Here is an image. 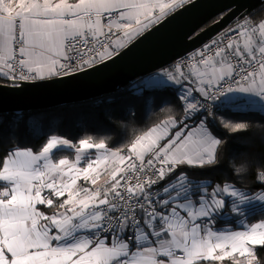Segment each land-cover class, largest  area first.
Wrapping results in <instances>:
<instances>
[{"label": "snow or ice", "instance_id": "6c2138e0", "mask_svg": "<svg viewBox=\"0 0 264 264\" xmlns=\"http://www.w3.org/2000/svg\"><path fill=\"white\" fill-rule=\"evenodd\" d=\"M194 2L0 0V77L47 80L95 68ZM224 37L165 69V76L194 86L182 100L195 91L217 110L254 106L264 113V20H245ZM201 109L207 106L195 101L184 111L190 117ZM222 144L210 122L189 127L169 117L136 137L127 156L103 141L75 146L55 135L39 152L13 148L0 167V264H261L256 249L264 247V220L241 221L239 231L212 225L226 207L222 194L236 198L230 210L239 213L241 203L264 201V191L248 197L225 184L209 193L182 170L216 165ZM72 148L74 161H54L56 152ZM91 149L100 153L94 159ZM108 161L125 166L105 169L109 179L95 187ZM233 167L237 174L252 171L249 160ZM81 179L93 187L78 185ZM256 180L264 185V168L256 169ZM37 205L57 210L48 214Z\"/></svg>", "mask_w": 264, "mask_h": 264}, {"label": "trees", "instance_id": "16d2710c", "mask_svg": "<svg viewBox=\"0 0 264 264\" xmlns=\"http://www.w3.org/2000/svg\"><path fill=\"white\" fill-rule=\"evenodd\" d=\"M250 16L255 22L262 20L264 4L252 11ZM142 79L124 89L87 101L49 109L0 111V167L4 156L13 148H31L39 152L53 135L74 144L82 139H90L93 143L103 141L109 149L128 151L135 138L152 126L169 117H184L185 107L175 87L146 88L141 83ZM0 82L8 83L9 80L0 77ZM230 116L233 120L229 124L246 123L249 129L233 132L230 127L224 126L226 121L215 122L213 126L223 142L218 154L219 163L204 168L184 166L182 170L194 179L231 184L249 193L264 191V185L256 180V169L264 168V113L251 110L230 113ZM73 156L74 151L62 149L55 153L53 159ZM243 160L251 162L252 171L237 174L233 165L238 166ZM247 220H264V210L247 215ZM222 222L226 224L229 220ZM256 254L264 264V247H257ZM223 264H231V261L226 260Z\"/></svg>", "mask_w": 264, "mask_h": 264}, {"label": "water", "instance_id": "95a60500", "mask_svg": "<svg viewBox=\"0 0 264 264\" xmlns=\"http://www.w3.org/2000/svg\"><path fill=\"white\" fill-rule=\"evenodd\" d=\"M263 4L264 0H195L150 29L119 57L95 68L47 80L0 82V111L49 109L124 89L171 65Z\"/></svg>", "mask_w": 264, "mask_h": 264}, {"label": "crops", "instance_id": "0c3cea01", "mask_svg": "<svg viewBox=\"0 0 264 264\" xmlns=\"http://www.w3.org/2000/svg\"><path fill=\"white\" fill-rule=\"evenodd\" d=\"M17 2H18V0H17ZM69 2H75V0H69ZM262 20H264V17H263ZM257 22H259V21H257ZM253 23H256V22L253 20ZM165 69L171 70L172 67L171 66H167V67L162 68V69H160V70H158V71H156V72H154L152 74H149V75L143 77V79L141 80V83H143L145 85H154V86H162V87L163 86H173V87H175L177 89L180 98L184 95V93L186 92V90L189 87H194L193 85H191V84H189L187 82H185L183 84H176V83L168 80L167 76H165V74H164V70ZM199 98H201L199 93L193 91L192 96L189 97L187 101L182 100V99L181 100H182V102L184 104V107H186V104L188 102L199 101ZM226 110H227L226 112L217 113L216 114V122L217 121H219V122H225V121L226 122H230V121H232L233 119L231 118L232 116H230V113H245V112H248V111H251V110L260 111L257 107H254V106H249V107H247L245 109H242V110L241 109H237L236 107L233 106V107H230V108H228ZM201 119L206 120L204 115L200 111L198 113H194L190 117L186 116V114H185L182 119H177V121H184L185 123H187V125L189 127H193V126L197 125L199 123V120H201ZM211 130L213 131L214 135L217 138L221 139V137L216 133L215 127L213 126V124L211 125ZM171 131L174 132L175 129H173ZM70 142L72 144H74L72 141H70ZM161 143H164V142L162 141ZM78 145H79V143H78ZM78 145H75V146H78ZM70 150L74 151V156L73 157H63V158H68L69 160L74 161L75 160V154H76L75 153V148H72ZM109 150H113V149H109ZM126 153H129V150L128 151H120L121 155L126 156L127 155ZM98 154H100V153H98L96 149L88 150V158L89 159H94L95 156L98 155ZM54 161H57V160L54 159ZM118 165H119L118 162L113 164L112 161H108L105 165H102L101 168H100V171H101L102 175H101V178L98 180L97 184H101V185L104 184L105 179L108 177L107 173L105 172V169H108L110 171L111 167L118 166ZM78 166L79 167H85L86 166V161H81L80 165H78ZM190 179H192L194 181L202 182L207 187V190H208L209 193H211L212 190L217 187V185H219L220 187H223L225 185V184L214 183L210 179L199 180V179H194L192 177H190ZM77 183L80 186L92 188V185L90 184V182L86 183L82 179L78 180ZM235 188L240 190V191H242L248 197H255L256 195H259L262 192V190H261V191L255 192V193H249V192L241 190L240 188H237V187H235ZM66 196H67V194L65 195V197L60 198V199L62 200L64 198H66ZM221 198L226 200V207L221 213H218L217 216H216V220H215L214 224L212 225V227L215 230H228V229H231V230H238L239 231V230H244V228L241 227V221H244L248 225H251V224H254V223H258V222L261 221L260 220V221H256V222H248L247 215H249V214H251V213H253L254 211H257V210H264V201H258V200H255V199H251L250 202L241 203L239 205L240 212L236 213V212H232L230 210L231 207H232V203H233V201L236 198L230 197L227 194H222ZM58 202L59 201H57V203ZM37 207L41 211L47 212L48 214H51V213H53V212H55L57 210L56 207L47 208V207H45L43 205H37ZM181 214H184V213H181ZM225 220H229V222L224 224L222 221H225Z\"/></svg>", "mask_w": 264, "mask_h": 264}, {"label": "built area", "instance_id": "2783aa9c", "mask_svg": "<svg viewBox=\"0 0 264 264\" xmlns=\"http://www.w3.org/2000/svg\"><path fill=\"white\" fill-rule=\"evenodd\" d=\"M245 20H249V21L253 22V19H252V17H251L250 15L246 16V17L243 18L242 20L237 21V22L231 24L230 26H228V27L222 29V30L219 31L217 34H215L211 39H209V40H207L206 42H204L201 46H199V47L196 48L195 50H193V51H191V52H189V53H187V54L181 56L180 58L176 59V60L173 61V63H172L171 65H169V66L173 67V65H175V64H177V63H179V62H181L182 60H187V59L192 55L193 52L201 50V49L203 48L204 45H206V44H211V42H212L213 40H217V39H222V38H223V39H225V42H226V38L224 37V32H225V30L230 29V28H235L237 24H242L243 21H245ZM6 79H8V78H6ZM8 80L10 81V80H12V79H8ZM199 101H200V103L205 104V105L207 106V111H204L203 109H201V113L204 115L205 119H206L208 122L211 123V125L214 124V123L216 122V114H217V113H220V112L225 111L226 109H228V108H223V107H221V108H219V109L217 110V109H215V108L213 107V103H212L211 100L205 101L203 97L199 98ZM128 154H129V153H127V155H128ZM127 155H126V156H127ZM147 158H148V157H146V159H147ZM133 159H135V157H133ZM126 163H127V161H125V164H126ZM137 163H139V162L137 161ZM124 166H125V165H123V164H119V165H118V167H124ZM121 175H123V173H122ZM118 178H119V177H118ZM108 179H109V177H107L105 180H108ZM121 182L123 183V181H121ZM133 182H134V181H133ZM102 185H104V184H102ZM102 185H101V184H97L95 187H100V186H102ZM92 187H93V186H92Z\"/></svg>", "mask_w": 264, "mask_h": 264}, {"label": "rangeland", "instance_id": "374dc122", "mask_svg": "<svg viewBox=\"0 0 264 264\" xmlns=\"http://www.w3.org/2000/svg\"><path fill=\"white\" fill-rule=\"evenodd\" d=\"M139 82H137V85H138ZM154 85H145L146 88L148 87H153ZM155 126V125H154ZM153 127V126H152ZM142 135V134H141ZM74 145V144H73ZM75 145H78V144H75ZM129 150V149H128ZM127 154V153H126Z\"/></svg>", "mask_w": 264, "mask_h": 264}]
</instances>
